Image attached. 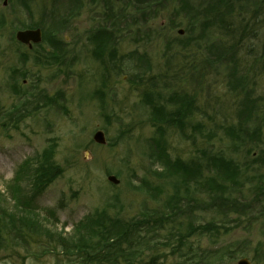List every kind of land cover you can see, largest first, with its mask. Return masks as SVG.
Listing matches in <instances>:
<instances>
[{
	"label": "rangeland",
	"instance_id": "1",
	"mask_svg": "<svg viewBox=\"0 0 264 264\" xmlns=\"http://www.w3.org/2000/svg\"><path fill=\"white\" fill-rule=\"evenodd\" d=\"M205 1L0 0V221L7 216L6 228L30 230L36 238L9 237L13 249L0 254V264H78L75 250L65 252L58 238L74 244L76 225L104 209L125 220L164 216L162 224L135 235L132 260L157 255L165 264H238L243 258L264 264V66L250 69L247 91L257 113L248 117L241 113L245 88L228 85L232 64L207 63L208 43L199 39ZM37 25L46 30L41 43L30 48L16 39L18 30ZM99 29L113 32L117 58L93 55L90 36ZM52 37L63 47L59 60L51 58ZM248 46L244 42L239 53L244 72ZM133 51L145 54L151 69L120 59ZM162 73L164 95L196 97L200 109L189 121L205 126L191 138L165 124L159 137L143 91L150 76ZM228 127L237 135L227 134ZM98 130L106 143L94 140ZM157 139L170 160L195 162L201 181L217 177L212 157L232 160L235 182L219 180L220 188L185 184L166 169ZM49 149L63 173L34 194L35 170ZM15 181L23 189L20 198L12 193ZM117 264L129 263L122 258Z\"/></svg>",
	"mask_w": 264,
	"mask_h": 264
},
{
	"label": "trees",
	"instance_id": "2",
	"mask_svg": "<svg viewBox=\"0 0 264 264\" xmlns=\"http://www.w3.org/2000/svg\"><path fill=\"white\" fill-rule=\"evenodd\" d=\"M134 1L140 3L148 0ZM26 2L21 1V4L28 8V2L27 4ZM205 2L206 6L203 9L204 15L201 18V34H199V39H204L208 43L207 49L209 50L210 56L207 58V63L209 67L218 62L223 63L224 61L232 64L229 69L228 85L235 90L241 89L243 91V88H245V96L241 101L243 105L241 113L246 112L249 117V115L257 113L255 108L256 100L250 96L251 92L247 91V86L253 82V76H251L252 71L250 69L252 66H264V0H206ZM184 5H188V0H184ZM4 23L5 20L2 17L0 19V31ZM39 26L42 28L45 38L46 30L42 25H37L36 28ZM29 27L32 26L30 25ZM212 36V39H215L214 41L210 39ZM90 37L95 47L93 50L94 56L100 59L108 53L111 59L117 58L118 48L112 46L114 35L111 30L99 29ZM48 40H50L52 46L53 53L51 58L59 60L63 55V47L59 41H55L56 37L55 40L54 37L48 38ZM244 42L249 44L247 47L248 56L251 57L248 70L245 72L240 70L241 65L245 63H242V58L239 55L240 48ZM36 59H40L39 56ZM120 59L134 60L135 65L139 69H151V63L148 57L145 54L137 53V51L123 54ZM257 69L259 68H254V70ZM14 72L15 74L13 75L18 74V71ZM143 72L146 73V70ZM157 76L153 75L147 79L149 86L143 91V101L149 108L152 120L158 123L159 137H164L165 125L177 128L187 138L195 136L194 133L200 131L205 126L201 122L191 124L189 121L193 113L198 112L200 109L197 105L196 97L187 92H173L170 95H164L159 89L167 87L166 82H163L164 79L162 78L166 77L167 74L162 73ZM136 84L140 86V83L137 82ZM139 86L137 87L139 88ZM97 92L102 100V95H100L102 91L98 90ZM43 98L45 96L39 95L35 100L38 103H42L44 102ZM6 124L7 122L2 123L3 126ZM188 127L192 131L190 134L187 133ZM213 130L212 127L211 134L214 133ZM224 130L233 137L237 135L232 131V127L225 128ZM161 141L162 139H157L156 143L161 150L160 155L163 158L167 157L165 161L166 169L169 172L179 174L185 184L186 182H194L198 185L209 186L210 188H220L223 184L219 180L225 181L229 179L235 182L238 169L232 160H228L221 155L212 157L209 165L215 169L217 177L215 176L201 181L198 177L200 170L197 164L195 162H186L181 158L170 160L166 155L167 148ZM43 152L44 155L41 156H44V158L36 168L33 178L34 194L42 193L63 173V167L52 161L51 149L44 150ZM260 160L264 162V151L262 152ZM29 161L21 166V170L29 167ZM15 182L16 184L12 186V193L16 198H20L22 197L23 189L20 187L18 181ZM262 194H264V191H262ZM171 215H168L167 218ZM161 218L164 219L162 214H144L141 217L125 220L119 216L112 217L106 209L96 211L76 225V231L79 234L76 240L77 242L74 244L66 243L62 237H59L58 241L60 243L58 246L60 248L63 247L65 252L75 250L74 255L77 257L78 264H90L95 260L104 264H117L122 258H125V261L129 264H165L163 260H159L160 257L158 258L157 255H152V257L146 260L141 259L137 261L131 259V254L133 253L131 248L134 247L136 238H140V230L157 226L159 222L162 224L163 221ZM7 223H9L7 216L0 221V254L8 255L13 249L10 246L12 241L10 242L9 237L11 236L22 237V234H24L25 240L28 239L30 241L36 239L30 230L29 232H25L23 229H18L17 227L15 230L8 229L6 228ZM196 228L197 230L194 231H198L202 226ZM189 234L190 232L186 236H189ZM177 236H179V233Z\"/></svg>",
	"mask_w": 264,
	"mask_h": 264
},
{
	"label": "water",
	"instance_id": "3",
	"mask_svg": "<svg viewBox=\"0 0 264 264\" xmlns=\"http://www.w3.org/2000/svg\"><path fill=\"white\" fill-rule=\"evenodd\" d=\"M7 2L5 1V4ZM179 33H183V30H180ZM16 39L20 41L21 43L27 44L30 48L34 44H39L43 40V31L41 28H34V29H24V30H18L16 32ZM94 140L98 143H106V137L103 131L98 130L94 134ZM108 179L114 183H117L118 180L115 176L110 175ZM238 264H250V261L247 258H243L239 260Z\"/></svg>",
	"mask_w": 264,
	"mask_h": 264
}]
</instances>
